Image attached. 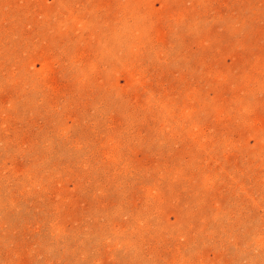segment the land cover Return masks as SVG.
<instances>
[{
    "label": "rangeland",
    "instance_id": "374dc122",
    "mask_svg": "<svg viewBox=\"0 0 264 264\" xmlns=\"http://www.w3.org/2000/svg\"><path fill=\"white\" fill-rule=\"evenodd\" d=\"M0 264H264V0H0Z\"/></svg>",
    "mask_w": 264,
    "mask_h": 264
}]
</instances>
